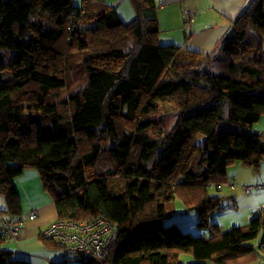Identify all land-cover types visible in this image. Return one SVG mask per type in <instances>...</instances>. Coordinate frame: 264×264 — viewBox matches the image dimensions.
I'll list each match as a JSON object with an SVG mask.
<instances>
[{
    "label": "trees",
    "instance_id": "16d2710c",
    "mask_svg": "<svg viewBox=\"0 0 264 264\" xmlns=\"http://www.w3.org/2000/svg\"><path fill=\"white\" fill-rule=\"evenodd\" d=\"M128 2L124 23L105 0H0V218L27 217L14 180L35 170L59 220L114 225L106 260L85 264L263 260L264 209L223 231L209 218L224 197L209 189L229 184L232 165L264 161V0L212 55L160 45L155 1ZM176 200L208 238L165 226ZM6 226L0 264H30L5 247Z\"/></svg>",
    "mask_w": 264,
    "mask_h": 264
},
{
    "label": "crops",
    "instance_id": "0c3cea01",
    "mask_svg": "<svg viewBox=\"0 0 264 264\" xmlns=\"http://www.w3.org/2000/svg\"><path fill=\"white\" fill-rule=\"evenodd\" d=\"M105 1L116 8L122 22L133 19V11L127 0ZM154 1L158 8L157 40L160 45L176 46L190 52L212 55L218 53L221 43L230 34L235 21L250 0ZM186 11L192 13L189 20L184 16ZM122 12L125 18L122 17ZM257 131H264V121L259 124ZM234 166L229 170L231 179L229 184L218 193L224 197L221 205L223 210L220 211L223 212L221 218L224 217L216 222L222 229L243 226L253 215L264 209V161L257 170L239 163ZM256 185L260 186L258 190L252 188L251 192H245L246 187ZM14 187L24 211L34 209L38 215L32 222L25 220L18 240L6 241L9 242L7 249L15 251L14 259L30 264L59 263L62 260L60 251L48 248L37 237L41 229L57 219L54 204L41 192L37 173L31 170L23 171L14 180ZM222 192L223 194H220ZM255 264H264V259L258 260Z\"/></svg>",
    "mask_w": 264,
    "mask_h": 264
},
{
    "label": "rangeland",
    "instance_id": "374dc122",
    "mask_svg": "<svg viewBox=\"0 0 264 264\" xmlns=\"http://www.w3.org/2000/svg\"><path fill=\"white\" fill-rule=\"evenodd\" d=\"M127 2H128V0H127ZM74 4L77 5V7H79L80 4H81V0H73V5ZM124 15L125 14L122 12V17L123 18H125ZM127 20H129V19H127ZM123 22H125V21H123ZM125 23H127V21ZM162 110L166 111V112H174V109L169 107V105L166 104V103L162 104ZM262 121H264V119L261 120V123H262ZM196 142H197L198 146L201 147L200 153L203 154V152H205V149H204V144H205L204 136L203 135H198L197 138H196ZM232 167H235V166L232 165L231 168L230 167L229 168L232 169ZM31 171L36 173L35 170H31ZM209 190H210V194L211 195L218 194L217 193L218 191H216V189L210 188ZM220 194H223V192L220 193ZM0 202H2L1 198H0ZM0 206H1V203H0ZM171 208L175 212H173V214L171 215V218H168L165 221L166 222L165 226H170L172 224H176V225L179 226L180 231L182 233H184V234L188 233V234L192 235L195 238H201V237L208 238L209 232L211 230L210 229L211 227H209V228H208V226H202L201 227V226L198 225L200 223V218H199L198 212L196 210H187L183 206V204L180 201H178V200H176L173 203H171ZM221 210H223V208H221ZM221 210L214 211L213 213H211V216L209 218V222L211 224L212 223L216 224L217 220H220V219H222L224 217L223 216L221 218V216H220V215H223V212H220ZM32 212H34V209L30 210L28 212V214L25 215V216H27L26 218L25 217L18 218L19 221H17V222H20L22 224L20 226L16 225L17 222H14V221L13 222H6V221H3L0 218L1 219V221H0L1 223L0 224H2L3 226L7 225L5 227V229H3V234H2L3 238L5 239L4 241H7L8 238H11L12 241H17L18 240L17 235L20 233L22 227L24 226L23 223H25V220H28L29 222H32L37 217V215H38L37 211H36V213H32ZM63 222L64 221H61L58 218L55 221H52L50 224L46 225L43 229L40 230L41 236L44 237V235H49L50 238L52 237V241L57 246L56 249H58V251H60V253H61V259L62 260H60L59 263L75 264V263L70 262L68 260V258L64 256L65 255L64 254V248L60 247V245L56 244V243H60L61 246H63L62 243L68 242L70 244V242L75 240L74 239L75 238V234L74 233H71L69 235H65L64 237L58 236V234L62 233L61 228L63 227V224H66V223H63ZM167 224H169V225H167ZM207 225H209V223ZM82 226H84V225H82ZM238 226L239 225L234 226V227H238ZM234 227L230 226L228 229H231V228H234ZM79 229H81V227H79ZM83 229L85 230V229H88V228H84L83 227ZM222 230L224 231L226 229H222ZM93 234L94 233L91 232L89 237L91 238V236ZM85 237H88V235L86 234ZM45 239H47V238H45ZM4 245H5L6 248H8L9 247V242L4 243ZM69 246L72 247V244H70ZM68 256L73 258V259L79 258V257L74 256V255H68ZM105 260H106V257L103 256L101 261H105ZM180 261L183 264H189V263L194 262V259H193V257L190 254H182L180 256ZM208 264H215V262L214 261H209Z\"/></svg>",
    "mask_w": 264,
    "mask_h": 264
},
{
    "label": "built area",
    "instance_id": "2783aa9c",
    "mask_svg": "<svg viewBox=\"0 0 264 264\" xmlns=\"http://www.w3.org/2000/svg\"><path fill=\"white\" fill-rule=\"evenodd\" d=\"M184 16L186 20H189L192 17V13L186 11ZM259 187V185L246 187L245 192L249 193L252 188L258 189ZM32 213H36V211L34 210ZM63 223L66 224H63V227L61 228L62 233L58 234V236L64 237L65 235L74 233L75 240L70 242L72 247L69 246L70 244L68 242L62 243L63 246H61L60 243L56 244L64 248V256L67 257L70 262L75 264H85L87 260L100 261L103 256H108V249L116 238L117 232L114 225L107 219L100 217L89 223L74 221H64ZM79 227H81V229H79ZM83 227L88 228L89 230H84ZM91 232L94 234L90 238L89 235ZM86 234L89 238L85 237ZM44 237L52 240V237L50 238L49 235H44ZM68 255H74L79 258L73 259Z\"/></svg>",
    "mask_w": 264,
    "mask_h": 264
}]
</instances>
